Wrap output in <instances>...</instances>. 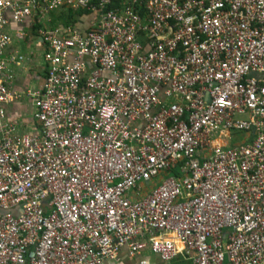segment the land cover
I'll return each mask as SVG.
<instances>
[{
	"label": "built area",
	"instance_id": "obj_1",
	"mask_svg": "<svg viewBox=\"0 0 264 264\" xmlns=\"http://www.w3.org/2000/svg\"><path fill=\"white\" fill-rule=\"evenodd\" d=\"M24 21L45 72L16 135ZM0 30V264H264V0H0Z\"/></svg>",
	"mask_w": 264,
	"mask_h": 264
},
{
	"label": "crops",
	"instance_id": "obj_2",
	"mask_svg": "<svg viewBox=\"0 0 264 264\" xmlns=\"http://www.w3.org/2000/svg\"><path fill=\"white\" fill-rule=\"evenodd\" d=\"M68 10L62 9L51 13L52 26L72 24L76 22L81 14L80 11H71L72 19L65 21L68 17ZM66 14L65 17H62ZM77 17V18H76ZM79 20V19H78ZM86 22V18L81 19ZM84 23L78 24L81 29ZM1 31V30H0ZM11 36L10 43L5 47L2 58L8 59L15 54L22 56V60L17 63H8L9 68V83L8 89L13 92L14 98L5 103L6 119L12 122L15 127L16 135L31 134L37 130L36 121L33 119L34 107L30 99V93L38 89L44 79L45 65L42 58V49L36 37L31 34L30 29L27 28L26 21L22 23L10 22L3 30ZM23 32L24 34H21ZM230 137L222 140V145L229 144L230 146L250 140V136L246 133L231 132ZM227 142V143H225ZM142 257L147 260L148 264H191L186 257L178 255L169 262L159 260L155 255L148 250L143 251ZM137 257H130L127 250L123 248L119 252V260H106L104 264H137Z\"/></svg>",
	"mask_w": 264,
	"mask_h": 264
},
{
	"label": "trees",
	"instance_id": "obj_3",
	"mask_svg": "<svg viewBox=\"0 0 264 264\" xmlns=\"http://www.w3.org/2000/svg\"><path fill=\"white\" fill-rule=\"evenodd\" d=\"M68 14H67V18L65 19V21L67 22V21H70V20H73L74 21V19H72L73 17H72V13H71V11H68L67 12ZM66 16V14H63L62 15V17H65Z\"/></svg>",
	"mask_w": 264,
	"mask_h": 264
}]
</instances>
